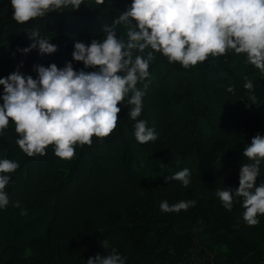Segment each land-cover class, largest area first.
Instances as JSON below:
<instances>
[{"label":"trees","instance_id":"obj_1","mask_svg":"<svg viewBox=\"0 0 264 264\" xmlns=\"http://www.w3.org/2000/svg\"><path fill=\"white\" fill-rule=\"evenodd\" d=\"M118 10L121 5L112 0L100 5L93 0L91 8L82 4L72 12L18 24L11 19L9 0H0V76L21 60V71L33 76V64L62 66L71 60L73 41L98 38L102 24L111 23ZM34 24L52 37L55 53L16 51L31 43L26 31ZM120 32L125 29L118 27ZM164 59V65L156 60L150 65L137 118L155 128L154 142L135 141L134 121L127 116L130 105L121 106L109 136L77 146L65 161L53 154L51 145L43 156H26L15 144L10 123L0 137V156L18 160L20 167L10 174L9 204L0 209V264H86L89 256L112 248L127 257L126 264H183L196 243L203 252L211 250L215 264H264V216L248 226L238 201L227 211L215 196L223 186L238 185L239 164L246 162L241 149L256 132L264 133V75L242 54L231 52L187 70ZM73 65L82 67L80 62ZM179 77L181 82H176ZM245 78L251 88L244 87ZM186 102L191 124L186 134L170 138L177 130V109ZM184 167L192 173L187 187L165 182L163 176ZM257 183H264L263 174ZM181 199L197 203L179 213L159 211L161 200L172 204ZM16 201L27 215L13 207ZM42 224L43 232L32 234ZM102 239L108 248L101 247ZM19 240L28 241V253Z\"/></svg>","mask_w":264,"mask_h":264},{"label":"clouds","instance_id":"obj_2","mask_svg":"<svg viewBox=\"0 0 264 264\" xmlns=\"http://www.w3.org/2000/svg\"><path fill=\"white\" fill-rule=\"evenodd\" d=\"M92 2L9 0L11 19L18 24L35 22L49 13L72 12L82 4L91 8ZM104 2L94 0L96 5ZM118 27L125 32L117 35ZM26 32L31 43L17 47V52L27 55L37 50L43 55L57 51L52 37L42 35L39 26L34 24ZM229 52L242 54L247 64L264 75V0H129L111 23L102 24L98 38L87 43L74 40L71 60L62 66L55 62L33 64V76L21 71V60L7 75L0 76V137L11 123L15 144L26 156H43L51 145L56 157L70 160L77 146H90L93 137L109 136L117 126L121 106L130 105L127 116L134 121L135 141L141 145L154 142L158 138L155 128L137 119L144 107L154 53L187 70ZM73 61L82 67H74ZM138 83L142 87L138 88ZM244 87H252L247 78ZM241 152L246 162L239 164L238 185L223 186L215 196L227 211L238 201L245 224L255 226L264 216V183H257L264 162V133L252 135ZM19 167L18 160L0 156V209L9 204L6 187L10 174ZM191 175L184 167L163 178L187 187ZM196 203L195 199L172 204L161 200L158 207L162 213H179ZM13 207L20 208L21 216L27 215L19 201L13 202ZM101 247L108 248V242L102 239ZM126 260L112 248L107 254L89 256L86 264H126Z\"/></svg>","mask_w":264,"mask_h":264},{"label":"rangeland","instance_id":"obj_3","mask_svg":"<svg viewBox=\"0 0 264 264\" xmlns=\"http://www.w3.org/2000/svg\"><path fill=\"white\" fill-rule=\"evenodd\" d=\"M129 2V0H112L113 5L119 4L123 8L124 4ZM156 56V61L159 64H166V60L163 56L159 55L158 53H154ZM170 80V79H168ZM176 82H181V78L175 79ZM190 104L189 102L184 103L177 109L176 113V124H177V130L173 132V134L170 136V138L176 139L179 137L178 135H184L186 134L185 128L191 124V110H190ZM264 131V129H262ZM197 136H201V133L198 131ZM65 161V160H62ZM260 174L264 175V165L261 164L260 166ZM45 228V224L40 225L38 228L33 230L32 234H41ZM18 245L22 246L25 249V252L28 253L29 250L27 249L26 244H28L27 240H19L17 241ZM215 256L212 254L211 250L209 248H205L204 252L201 250V246L196 243L195 246H193L190 251L187 254V258L183 264H215L214 260Z\"/></svg>","mask_w":264,"mask_h":264}]
</instances>
